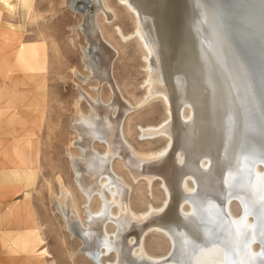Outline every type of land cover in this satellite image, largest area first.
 Masks as SVG:
<instances>
[{"label": "bare ground", "instance_id": "bare-ground-1", "mask_svg": "<svg viewBox=\"0 0 264 264\" xmlns=\"http://www.w3.org/2000/svg\"><path fill=\"white\" fill-rule=\"evenodd\" d=\"M120 2L134 14L135 35L147 51L150 84L147 98L163 96L170 111V118L160 126L142 128L146 136L169 137L158 156L151 158V154V164L147 165L153 171L157 165L161 166L168 201L163 209L151 207L150 212L135 213L129 206L128 186L113 173L111 159L115 153L121 154L126 165L138 169L148 160L140 161L124 149L121 120L129 108L111 81L115 52L93 25L95 9L101 8L108 20L113 14L101 0H75L72 7L85 15L82 30L91 37V46L85 54L88 67L94 78L109 82L114 99L106 104L99 97L91 99L83 94L91 109L77 121L78 138L74 141L83 157H72L71 162L76 184L87 201L97 196L101 205L97 213L88 210L87 219L82 222L65 191L60 207L67 228L81 240L82 251L95 264H264V249L251 250L254 240L264 239V180L261 178L264 176L261 173V177L259 173L255 176L256 165L252 164L255 159L264 158L258 141L262 133L258 131L262 129L255 127L262 111L257 108L259 113L255 117L257 112L254 114L251 103L257 97L251 89L253 81L247 75L245 58L243 55L239 58L238 48L236 54L234 46L224 38L218 15L211 12L206 0ZM90 7L93 15L89 13ZM185 106L191 109L190 118L182 115ZM95 140L107 146L108 152L94 150ZM159 157L163 159L156 161ZM205 159L208 165L204 164ZM186 177L197 182L195 192L185 193ZM256 185L263 188L262 192H255ZM105 189L113 197L112 201ZM236 195L246 201L250 211H258L255 224L247 225L248 217L247 221L236 220L229 214L227 204ZM186 197L193 209L183 215L181 206ZM114 203L119 205L118 214L111 209ZM71 213H75V220L71 219ZM109 223L115 227L113 234L107 230ZM149 230L168 237L173 246L168 255H149L143 244ZM111 254L115 255V261L105 262L103 258Z\"/></svg>", "mask_w": 264, "mask_h": 264}, {"label": "rangeland", "instance_id": "rangeland-1", "mask_svg": "<svg viewBox=\"0 0 264 264\" xmlns=\"http://www.w3.org/2000/svg\"><path fill=\"white\" fill-rule=\"evenodd\" d=\"M74 1L10 0L13 5V8H10L3 0H0V26L18 32L14 37L16 43L14 46H19L22 43L29 52L34 43L44 44L43 49H38L41 58L38 57V65L34 68H30L29 65L22 68L23 65L27 64V55L31 52L24 53V56L20 59L18 55L14 57L15 63L18 61L16 66L18 76L28 72H35L39 75L35 85L36 87L39 85L43 89V94H41L43 105L41 106L42 110L36 111L39 114V127L37 128V135L32 139V144L25 137L23 122L20 123L19 120L21 115L15 119V124L19 127L17 128L18 133H13L15 135H12V133L1 135L5 150L7 147L10 151L9 160L8 158L5 159L11 163L0 169V177L3 178L2 180L6 184L13 182L14 184L11 187L13 189L7 187L0 190L3 191V196L9 202L23 203L26 209L29 208L27 200L30 196L32 211L28 213L26 210H22L21 213L15 214V218L10 219V217H5L4 207L0 200V264H33V261L38 260L42 255L47 258L44 264H95L82 251L81 240L67 228L60 206L63 194L66 191L69 198L72 199L71 201H73V208L78 218L82 222L87 219L88 210L93 213L99 211L100 199L95 196L87 201L77 186L71 158L82 156L81 149L74 144V141L78 138L76 123L80 120L81 115H88L91 109L89 101L83 97V94L91 99L99 97L102 102L110 104L113 102L114 92L107 80L100 82L99 79L94 78L91 69L88 67V58L85 54L89 45L91 46V37L88 32L85 34L82 30L81 24L85 15L73 9L72 4ZM206 1H208L211 12L216 16L218 15L224 38L234 46L236 54L241 52L238 57L240 58V55H243L245 58L243 61H246L248 68L253 71V75L250 76L253 79L254 90L252 86L251 89L254 91L255 98H257H252L251 93L250 97L253 99L251 104L253 105L252 109H255L253 110V112L255 111L254 114L259 107L258 111H262L259 114L260 117L257 115L259 112L255 114V117H258L256 118L255 124L257 125L255 127L256 129L257 127L262 129L257 130H259L258 133L262 131L264 136V126H261L264 122V14L261 15L260 12L257 14L254 11L250 14L248 20H244L242 17L239 18L238 14L246 12H243V9L251 6L250 4L246 5L247 2H244L245 4H242L236 12V16L239 18L237 23V20L234 22L235 18L231 16L235 15L233 14L235 12L232 13L235 10L230 11L228 5L234 1L236 3L238 0ZM256 1L263 2L262 0H255L254 2L256 3ZM250 3H252V0ZM101 4L111 11L112 18L108 20L106 13L101 8L95 9L96 20L94 19L93 25L95 24L102 37L108 42L109 47H112L111 50L115 52L111 66V81L121 99H124L123 101L129 108L124 112L125 114L123 113L121 120L122 137L125 142L124 149L126 148L125 150L129 151L128 153L137 157L140 161L145 162L148 160L143 163V168L138 169L126 165L121 154L115 153L117 155L113 154L114 156L112 155L111 159L112 170L115 176L121 182L123 181L125 186H128L129 206L135 213L150 212L152 208V210L163 209L168 201L167 187L165 188L166 185L163 186L165 177H162L163 175L160 173V165H157L154 171L151 169L150 161H152L151 158L155 157L154 155H159L169 141V137L146 136L142 128L160 126L170 118V111L163 96L156 95V97L152 95L147 98L150 87V84H148V63L146 61L147 51L140 38L135 35L136 19L134 14L120 0H101ZM224 5L227 14L221 8ZM224 13L228 17H225ZM231 20L235 25L230 22ZM231 26L233 29H231ZM231 32L232 34H230ZM16 37L20 39L19 43ZM237 48L239 51L236 50ZM42 52H44L43 57L41 56ZM247 75L249 76V72ZM21 89H23V86L17 87V90ZM23 99L22 97L21 100L23 101ZM21 100H16V107L13 106L10 110H14L15 107L20 114L24 115L27 107L21 103ZM114 111L117 113L116 108H114ZM262 114L263 116H261ZM182 115L186 118L191 117L192 112L189 106L184 107ZM10 128L8 129L10 130ZM2 131L3 129L0 132ZM262 133L259 135L263 138ZM260 136H258V141L259 144L261 143V150H264V138L261 139ZM17 140L19 147L15 150L14 147L18 144ZM92 146L99 153L108 152L107 146L98 140H95ZM253 148L254 146H251L250 151H253ZM151 154L152 157L150 158ZM23 158H28L25 164L22 163L17 168H13L14 162L20 163L22 161L20 159ZM3 159L4 155L0 154V165H2ZM160 159L162 160L163 157L157 158L156 161H160ZM204 161L205 165L209 164L208 160L205 159ZM252 164L253 167L254 165L257 168L259 167L258 169H256V166L254 167L255 176H264V158L255 159ZM256 170L258 171L256 172ZM156 172L158 175H156ZM257 173L259 174L256 175ZM261 178L264 180V177ZM162 179L164 182H162ZM184 182L187 187L183 184L186 194L197 190L198 184L193 178L186 177ZM254 189L256 193L263 190L258 185ZM105 191L108 195L109 192L106 189ZM108 196L109 201H112L113 197ZM187 199L186 197L184 201H187ZM184 201L181 206V212H184H182L183 215L190 213L193 209L189 200ZM9 207L12 210V204ZM227 208L229 214L236 220H245L248 217V221L245 220L247 225L257 222L258 215L256 213L258 211L255 212L256 209L250 211V206L238 195L230 199ZM111 209L114 214H118L120 210L117 203H114ZM251 213H255L254 216ZM71 216V219L75 220V213H71ZM107 227L110 234L115 232V227L110 223ZM256 240L253 241L251 250L261 252L264 249V239ZM143 244L149 255L155 257L168 255L171 252V247H173L168 237L155 230H149L146 233ZM103 259L105 262H111L115 261L116 257L111 254ZM38 264H41V262Z\"/></svg>", "mask_w": 264, "mask_h": 264}, {"label": "crops", "instance_id": "crops-1", "mask_svg": "<svg viewBox=\"0 0 264 264\" xmlns=\"http://www.w3.org/2000/svg\"><path fill=\"white\" fill-rule=\"evenodd\" d=\"M20 1V0H19ZM3 2L10 8H13L12 3L10 0H3ZM20 3V2H19ZM1 14V11H0ZM18 32L11 31L7 29L6 27L0 26V131L3 129L2 132H0V154L4 155V159L2 160V165H0V169H3L7 167L8 163L6 159L10 156V151L5 146H3V140L1 139L2 134H11L15 135L13 133H18L19 130H17L16 124H15V119L17 116H20V123H22V126H24V134L25 137L27 138V141L32 144V139L35 135H37V128L39 127V114L36 113V111L42 110L41 106L42 104V99L43 96H41L43 89L38 85L36 87V80L38 74L35 72H28V73H23L21 76L16 74V66L18 65L15 63V58L17 55L20 58L24 56V53L28 54L31 52V54L27 55L28 56V61L26 65H23V67H27V65L30 66V68H34L37 63V59L40 57V53L38 52V49L44 48V44L39 43H34L32 45L31 50L28 52V50L24 47L22 43L19 44V46H14L16 45L14 37L16 36ZM17 42H20V39L17 38ZM16 47V48H15ZM38 55V56H37ZM41 56H44V52L41 53ZM18 59V58H17ZM21 62V61H20ZM23 86V89L17 90V87ZM23 93V94H22ZM24 98L23 101L21 98ZM21 100V103L26 105V111L24 112V115L20 114L18 110H16V100ZM14 107V110H10L11 107ZM9 127L10 130L8 129ZM8 129V130H7ZM18 143V140H17ZM19 147V143L14 147L15 150ZM18 153V152H17ZM18 156V155H17ZM19 157V156H18ZM6 158V159H5ZM20 159L22 160L20 163L14 162V167L17 168L18 165L20 164H25L27 159ZM35 160V159H34ZM36 162V161H35ZM37 164V162H36ZM35 164V165H36ZM29 165V163H28ZM33 165V164H32ZM31 167V166H30ZM0 189L4 190L5 188L13 189L12 184L13 183H7L3 181L0 177ZM0 190V200L3 204L4 207V215L5 217H10V219L15 218V214L21 213L22 210H26L28 213L32 211V204L30 203V196L28 198L29 202V208L26 209L23 206V203L19 202H9L8 199L3 196L4 194L3 191ZM12 204V210L10 209V205ZM18 207V208H17ZM45 261H47V258L42 255L38 258V260H34L33 264H38L41 262V264H44Z\"/></svg>", "mask_w": 264, "mask_h": 264}, {"label": "water", "instance_id": "water-1", "mask_svg": "<svg viewBox=\"0 0 264 264\" xmlns=\"http://www.w3.org/2000/svg\"><path fill=\"white\" fill-rule=\"evenodd\" d=\"M255 0H252V3H250L251 2V0H238L236 3H234L233 2V4H229L228 5V7L230 8V11H232V10H235L234 12V20H237V22H239V18L240 17H242L244 20H248V18H250V14L252 13V12H256L257 14H259V12L261 13V15L262 14H264V0H263V2L262 3H259V2H257L256 1V3L254 2ZM246 2H248L246 5H248V4H250L251 6L248 8V10H247V7L245 8V9H243V12L244 11H246V12H244V13H242V12H240L241 14H238V17L236 16V12H237V9H239L240 8V6L242 5V4H245ZM256 4H257V6H256ZM89 9V13H91L92 15L94 14V11H93V8H88ZM248 11V12H247ZM233 12V11H232ZM255 13V14H256ZM236 22V21H235ZM233 28V27H232ZM236 28H237V26H236ZM235 32V31H234ZM245 60V59H244ZM245 66H246V69H247V71L249 72V74L250 75H253V71L252 70H250L249 68H248V65L246 64V61H245ZM253 79H252V77H251V81H252ZM253 86V85H252ZM253 89H254V86H253ZM259 102V101H258Z\"/></svg>", "mask_w": 264, "mask_h": 264}]
</instances>
